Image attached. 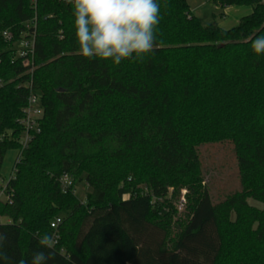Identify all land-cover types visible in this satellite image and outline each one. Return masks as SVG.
<instances>
[{
  "label": "trees",
  "instance_id": "1",
  "mask_svg": "<svg viewBox=\"0 0 264 264\" xmlns=\"http://www.w3.org/2000/svg\"><path fill=\"white\" fill-rule=\"evenodd\" d=\"M210 1L253 11L226 29L204 25L187 0H158L157 47L114 66L79 55L71 5L0 0V179L31 91L44 107L0 201L13 261L30 260L47 232L48 264H264V55L251 50L264 0ZM34 30L28 64L13 46ZM221 142L235 147L241 188L215 202L199 148ZM171 187L188 189L191 209L175 225L154 202Z\"/></svg>",
  "mask_w": 264,
  "mask_h": 264
},
{
  "label": "clouds",
  "instance_id": "2",
  "mask_svg": "<svg viewBox=\"0 0 264 264\" xmlns=\"http://www.w3.org/2000/svg\"><path fill=\"white\" fill-rule=\"evenodd\" d=\"M71 5L73 27L79 55L87 60L143 62L157 47L161 20L158 0H64ZM251 50L264 55V36L251 40ZM6 234L0 232V261L5 264H48L56 257V239L44 233L38 237L39 249L31 259L13 261L4 251ZM66 259H70L67 258ZM75 264V261H71Z\"/></svg>",
  "mask_w": 264,
  "mask_h": 264
},
{
  "label": "rangeland",
  "instance_id": "3",
  "mask_svg": "<svg viewBox=\"0 0 264 264\" xmlns=\"http://www.w3.org/2000/svg\"><path fill=\"white\" fill-rule=\"evenodd\" d=\"M190 6L195 9L197 15L204 25L213 21L224 28H231L240 22L241 18L249 15L253 11L250 5H232L229 6L225 15L222 8H217L210 0H187ZM202 166L205 175V182L209 187L211 195L215 202L222 200L228 193L241 188L239 179V167L235 147L230 142L209 143L199 148ZM18 150H9L4 159L0 183L7 182L13 173ZM89 190L88 184L83 181L78 185V194L82 199L86 198ZM188 189L183 188L176 191L173 187L169 188L167 194L154 197L156 206L163 209L168 214H174L173 225L179 220H185L191 213L188 200ZM253 204L262 206L260 202L250 200ZM4 220V219H2ZM175 234V231H173Z\"/></svg>",
  "mask_w": 264,
  "mask_h": 264
},
{
  "label": "built area",
  "instance_id": "4",
  "mask_svg": "<svg viewBox=\"0 0 264 264\" xmlns=\"http://www.w3.org/2000/svg\"><path fill=\"white\" fill-rule=\"evenodd\" d=\"M64 1V0H60ZM38 0H33L34 8H37ZM33 26L36 28L37 19L34 18ZM6 40H11V36L8 32L4 33ZM35 41H36V30L25 34L20 40L15 42L14 48L16 49V56L20 57L24 60L25 63H32L34 58L35 51ZM44 116V107L42 104V100L39 94L31 91L27 105L24 111V117L22 119L23 133L21 138V147L18 149V156L16 158L14 170L12 176L16 172V165L20 161L21 156L25 148L29 146L32 140L35 138L36 134L41 131V120ZM11 176V177H12ZM11 179V178H10ZM9 179V180H10ZM0 183V201H5L9 198V194L6 192V188L8 186V182ZM73 184V178L69 175H65L63 177V185L65 188H69ZM62 222L61 217H56L52 222L51 226L53 228H57L59 224Z\"/></svg>",
  "mask_w": 264,
  "mask_h": 264
},
{
  "label": "crops",
  "instance_id": "5",
  "mask_svg": "<svg viewBox=\"0 0 264 264\" xmlns=\"http://www.w3.org/2000/svg\"><path fill=\"white\" fill-rule=\"evenodd\" d=\"M190 5H191V3H190ZM228 7H229V6H227V7H225V8L222 9V10H223V13H222L223 15L226 14L225 11H226V9H227ZM191 8H192V6H191ZM217 8H218V7H217ZM193 9H195V8L193 7L192 10H193ZM193 12H194V10H193ZM194 14H195V12H194ZM245 16H246V15H245ZM243 17H244V16H243ZM237 24H238V23H237ZM237 24H236V25H237ZM236 25H234V26H236ZM234 26H233V27H234ZM231 28H232V27H231ZM227 29H229V28H227Z\"/></svg>",
  "mask_w": 264,
  "mask_h": 264
}]
</instances>
